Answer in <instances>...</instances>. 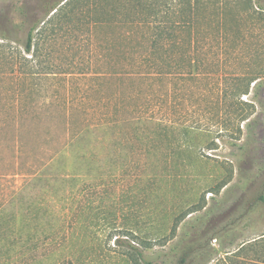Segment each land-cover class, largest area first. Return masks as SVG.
Instances as JSON below:
<instances>
[{"label":"rangeland","instance_id":"rangeland-1","mask_svg":"<svg viewBox=\"0 0 264 264\" xmlns=\"http://www.w3.org/2000/svg\"><path fill=\"white\" fill-rule=\"evenodd\" d=\"M131 1L0 0V264H264V0Z\"/></svg>","mask_w":264,"mask_h":264},{"label":"trees","instance_id":"trees-1","mask_svg":"<svg viewBox=\"0 0 264 264\" xmlns=\"http://www.w3.org/2000/svg\"><path fill=\"white\" fill-rule=\"evenodd\" d=\"M132 2V4L130 5V7H129V9H137L138 7H140V6H142V5H140L141 4V1L140 0H134V1H131ZM182 4H183V6H184V3L182 2ZM185 7L186 6H184V9H185ZM111 11H112V13H117L119 10H118V8H116L114 5L113 6H111ZM139 11V10H138ZM181 13H184L183 11L181 12ZM180 19H181V22H178V23H180V25H184V24H186V20H185V17L184 16H182V15H180ZM123 21V20H122ZM129 23L131 24V25H135L136 24V21L135 20H131V21H129ZM179 24H173V28H178L179 26H178ZM172 36H173V34H150V37H151V44H152V46L153 47H158V46H162V47H164V46H166V45H168V44H170V43H172L173 41H172ZM27 39H28V42H27V46L29 47L30 46V40H31V36H30V34H28V37H27ZM152 53V51L150 52V54H148V56H147V58H149L150 60L149 61H151V60H153L154 59V54H151ZM168 56V55H167ZM165 62L166 63H168V60L166 61V57H165ZM247 91H248V87L246 88V89H244L243 90V93L245 94V93H247ZM264 192H263V189L259 192V194L256 196V197H254L253 198V200H252V202H254V201H256V200H259L260 202H262L263 203V205H264V194H263ZM251 203V202H250ZM249 203V204H250ZM245 243H243V242H241L240 244H239V246H237V248H236V251H234L233 253H235V255H236V253L238 252V251H240V250H243L244 248H245ZM190 249L189 250H186L183 254H182V256L179 258V261H178V263L179 262H185V259H186V255L187 254H189L190 253ZM239 256V255H238ZM143 256H142V254H141V252H139V253H137L135 256H133V260L135 261V263H137L141 258H142ZM185 257V258H184ZM145 264H152L151 262H149V261H145Z\"/></svg>","mask_w":264,"mask_h":264}]
</instances>
